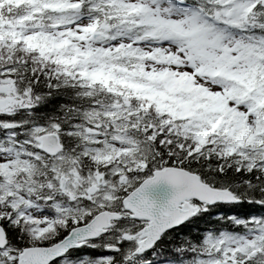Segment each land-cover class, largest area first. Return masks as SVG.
<instances>
[{
    "label": "snow or ice",
    "instance_id": "snow-or-ice-1",
    "mask_svg": "<svg viewBox=\"0 0 264 264\" xmlns=\"http://www.w3.org/2000/svg\"><path fill=\"white\" fill-rule=\"evenodd\" d=\"M0 264H264V0H0Z\"/></svg>",
    "mask_w": 264,
    "mask_h": 264
}]
</instances>
